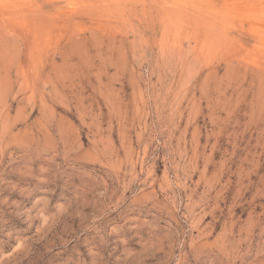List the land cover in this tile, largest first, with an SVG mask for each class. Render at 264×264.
Instances as JSON below:
<instances>
[{"label":"rangeland","instance_id":"rangeland-1","mask_svg":"<svg viewBox=\"0 0 264 264\" xmlns=\"http://www.w3.org/2000/svg\"><path fill=\"white\" fill-rule=\"evenodd\" d=\"M0 264H264V0H0Z\"/></svg>","mask_w":264,"mask_h":264}]
</instances>
